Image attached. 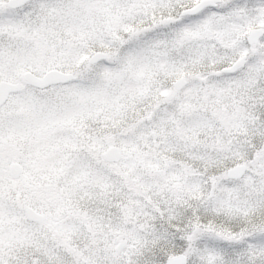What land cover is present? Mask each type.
I'll use <instances>...</instances> for the list:
<instances>
[{
  "label": "snow or ice",
  "instance_id": "1",
  "mask_svg": "<svg viewBox=\"0 0 264 264\" xmlns=\"http://www.w3.org/2000/svg\"><path fill=\"white\" fill-rule=\"evenodd\" d=\"M0 264H264V0H0Z\"/></svg>",
  "mask_w": 264,
  "mask_h": 264
}]
</instances>
